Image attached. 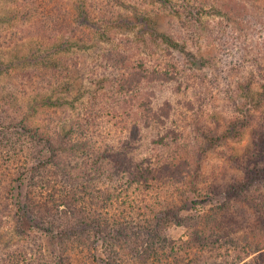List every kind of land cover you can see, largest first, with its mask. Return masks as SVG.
I'll list each match as a JSON object with an SVG mask.
<instances>
[{
	"label": "trees",
	"instance_id": "16d2710c",
	"mask_svg": "<svg viewBox=\"0 0 264 264\" xmlns=\"http://www.w3.org/2000/svg\"><path fill=\"white\" fill-rule=\"evenodd\" d=\"M24 1L18 14L27 19L37 11L26 24L39 43L37 60L91 39L72 5ZM166 1L185 27L200 23L190 32L194 42L218 41L208 70L196 68L194 51L182 63L177 52L193 48L185 36L158 32L148 18L147 35L108 50L99 64L105 78L69 130L67 118L38 124L14 97H0V226L12 214L28 226L22 243L0 253V264H264V124L252 129L249 154L235 158L243 176L219 177L215 168L204 176L209 154L243 129L242 118L221 121L213 113L220 97L246 119L264 106L257 51L264 46V0ZM210 14L216 23L205 20ZM70 63L38 64L25 73L24 88L51 89L71 77ZM103 123L115 125L118 140L101 132ZM191 194L194 204L215 205L184 215ZM172 225L187 227L189 240L167 236Z\"/></svg>",
	"mask_w": 264,
	"mask_h": 264
},
{
	"label": "rangeland",
	"instance_id": "374dc122",
	"mask_svg": "<svg viewBox=\"0 0 264 264\" xmlns=\"http://www.w3.org/2000/svg\"><path fill=\"white\" fill-rule=\"evenodd\" d=\"M59 1L61 4L72 5L76 12L84 14L87 24L84 29L91 32V39L81 42L70 51L64 50L60 53H53L49 59L40 61L37 60L38 54H40L38 40H35L37 38L34 37V33L26 30V24L35 17L37 11L33 9L30 15L31 18L27 17L26 19L21 14H18L22 8L21 4H27L25 1L23 3V0H0V97L1 99L14 97L26 111L34 112L31 113V120L38 124L46 122L47 117L58 114L67 118L68 121L64 126L66 130H69L84 115L87 106L90 105L92 96L100 87L99 82L105 78V75L101 72L103 68L99 64L106 60L109 53L108 50L117 48L122 38H141L140 36L145 35L147 32L145 28L146 20L148 18L153 20L154 28L158 32L185 36V39L188 40V46L193 48L177 52L179 56L177 58L182 60V63L186 62L187 64L188 60L192 58L187 50L194 51L199 57L195 61L196 68L199 70V67H204V70H208L206 68L211 66V57L218 54L219 51L218 41L216 40L209 41L205 37L198 36L199 40L198 37H195L198 43L196 44L192 38L194 34L190 32L197 29L200 23L193 21L191 26L185 27V22H182L184 19L177 17L175 13H171L166 0H121L118 2H115V0ZM173 1L178 5L181 3V0ZM114 2L115 7L110 9ZM95 4L97 5L95 6ZM214 4H216V1H214ZM136 15L140 16L138 20L131 19ZM205 16V20L209 19L215 23L218 20V17H214L211 14ZM91 19L94 21H91ZM111 19H113L112 22H110ZM93 22L99 26H95ZM214 22H211V27L215 26ZM206 25V23L203 24V26ZM201 32H204L203 27ZM243 37H245V34H243ZM259 39L264 45V37ZM122 45L124 48L125 43H122ZM261 48L262 50L260 48L257 49L259 52L258 56L264 57V46ZM66 59L72 64L71 77L60 81L51 89L41 91L39 89L35 93H32L31 87L24 88L22 80L25 73L29 70L35 69L38 64L51 65ZM75 62H77L78 66ZM106 64L109 63L106 62ZM37 85L35 84V87ZM260 89V85L255 87V91ZM179 98H184L183 92ZM223 98L224 96L220 97L213 113L221 121L242 118L240 123L237 124V128H243L244 131L242 134L241 131L243 129L239 131L237 137L230 139L227 143L228 145L221 146L217 153L209 154L210 157L206 165L207 174L204 175L209 178L212 177L213 172H216L219 177L223 174L227 175L228 178H231L234 174L243 176V171L238 169L235 158L241 159L248 153L249 148L254 145L255 135H253L252 129L264 124V106L261 108L262 111H259L260 108L256 109L257 101L254 103V107L258 112L254 113L250 119H246L244 118V112L241 111L239 113L235 105L227 103ZM211 112L212 110L209 111V113ZM102 127L101 132L103 134L110 133L111 136L115 137L109 138L111 142L118 140L119 130H115V125L103 123ZM118 127L121 128L123 125L119 124ZM73 130L76 132L75 137L77 136L76 134H80V131H76L77 128ZM123 136H125L124 133ZM121 140H124V138ZM131 140L128 139V142ZM73 163L78 166L80 161ZM213 168L215 170L211 172ZM193 200H196V196L191 194L188 209L183 212L184 215L196 216L205 214L215 205L211 201L206 204H194ZM11 206L15 208V211L18 209L14 199ZM27 228L28 226L25 222L20 221L19 217H13L12 214L4 225L0 226V253L12 247L15 248L19 243H22L24 239L22 233ZM166 234L174 240H189L188 229L184 226L172 225ZM242 234V232L239 233V235ZM44 238L47 248L50 247V252H54L55 247L51 245V238L45 236Z\"/></svg>",
	"mask_w": 264,
	"mask_h": 264
}]
</instances>
